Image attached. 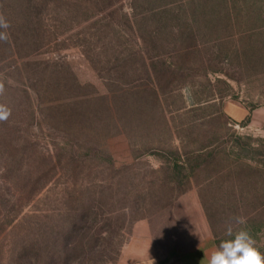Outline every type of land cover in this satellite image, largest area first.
<instances>
[{"label":"rangeland","instance_id":"1","mask_svg":"<svg viewBox=\"0 0 264 264\" xmlns=\"http://www.w3.org/2000/svg\"><path fill=\"white\" fill-rule=\"evenodd\" d=\"M0 22V264L170 260L237 216L264 253V0H0Z\"/></svg>","mask_w":264,"mask_h":264},{"label":"clouds","instance_id":"2","mask_svg":"<svg viewBox=\"0 0 264 264\" xmlns=\"http://www.w3.org/2000/svg\"><path fill=\"white\" fill-rule=\"evenodd\" d=\"M0 26L7 25L0 22ZM0 35V39H4ZM3 85L0 84V91ZM9 111L0 105V120H6ZM235 225H246V218L243 216L234 217L226 229V236L231 239L223 240L217 248H215L208 256L207 264H264V253H261L257 247V241L243 227L234 231Z\"/></svg>","mask_w":264,"mask_h":264},{"label":"crops","instance_id":"3","mask_svg":"<svg viewBox=\"0 0 264 264\" xmlns=\"http://www.w3.org/2000/svg\"><path fill=\"white\" fill-rule=\"evenodd\" d=\"M250 115L249 109L238 108L234 110L232 117L236 121H242ZM217 247V244H211L208 247H200L170 260H163L158 256L148 255L136 259H128L121 264H207L208 256Z\"/></svg>","mask_w":264,"mask_h":264}]
</instances>
